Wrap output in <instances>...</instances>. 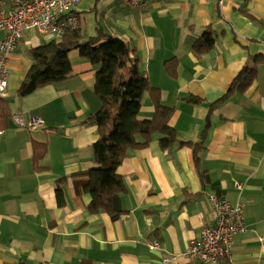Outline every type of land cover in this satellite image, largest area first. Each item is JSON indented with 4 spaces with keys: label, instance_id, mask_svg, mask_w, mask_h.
<instances>
[{
    "label": "crops",
    "instance_id": "crops-1",
    "mask_svg": "<svg viewBox=\"0 0 264 264\" xmlns=\"http://www.w3.org/2000/svg\"><path fill=\"white\" fill-rule=\"evenodd\" d=\"M143 1L135 9L121 0H77L71 10L84 38L115 35L134 49L129 57L159 87L161 101L174 107L170 124L178 138L203 142L198 165L191 147L162 150L155 136L119 165L125 188L113 197L114 211L88 212L90 197L73 191V176L91 165L97 137L87 119L100 106L96 66L73 50L76 74L20 96L27 49L47 40L27 32L9 58L0 95L11 112L0 126V264H208L185 251L214 221L209 194L243 203L247 224L216 264H264V0ZM207 28L214 44L197 53L192 40ZM167 59L175 62L173 73ZM247 66L257 68L251 84L210 107ZM145 93L141 118L153 112ZM13 115L38 117L43 125L21 127ZM36 142L46 143L40 169L33 166ZM152 241L158 249L148 247Z\"/></svg>",
    "mask_w": 264,
    "mask_h": 264
},
{
    "label": "trees",
    "instance_id": "trees-1",
    "mask_svg": "<svg viewBox=\"0 0 264 264\" xmlns=\"http://www.w3.org/2000/svg\"><path fill=\"white\" fill-rule=\"evenodd\" d=\"M5 1L0 0V9L4 7ZM101 37L105 40L95 44ZM214 40V32L207 28L200 38L192 40L191 48L197 53L203 52L213 46ZM86 41V44H81ZM73 50L96 66L93 90L100 101L98 110L87 117L97 132L91 146V165L73 176V191L77 195L86 193L90 197L88 212L95 214L114 211L113 197L125 188L118 171L119 165L129 150L147 147L155 136L162 150H169L175 144L191 147L195 165H198L197 152L203 142L178 138L176 129L170 124L174 107L161 101L159 87L147 80L138 67V59L129 57L134 49L118 36L102 33L84 38L76 30L66 32L58 39H47L29 47L27 55L30 64L17 94H29L39 87L62 82L76 74L69 60ZM174 63L167 59V69L171 73L174 72ZM256 71L255 66L243 68L227 92L209 106L223 101L234 90H245L254 80ZM145 92L150 97L153 112L150 117L141 118L139 112ZM10 115L8 100L0 96V123H3L0 126L5 127V121ZM34 146L33 166L36 169L46 167L40 164L46 153V143L36 142ZM63 180L61 178L58 181ZM55 191L58 204H64L60 186L57 185Z\"/></svg>",
    "mask_w": 264,
    "mask_h": 264
},
{
    "label": "built area",
    "instance_id": "built-area-1",
    "mask_svg": "<svg viewBox=\"0 0 264 264\" xmlns=\"http://www.w3.org/2000/svg\"><path fill=\"white\" fill-rule=\"evenodd\" d=\"M221 1V0H220ZM77 0H12L9 7L0 9V94H4L9 74L8 61L15 51L19 41L27 32H38L44 36L58 39L64 33L76 31L79 28V18L72 12ZM130 8L142 9L143 0H121ZM13 120L25 128H35L43 125V120L30 117L27 120L13 115ZM237 189L241 183H235ZM208 203L214 212L212 224H205L199 237L190 240L185 256L196 258L201 262L216 264L220 259L231 253L233 236L244 232L247 224L244 217V205L233 202L226 195L209 194ZM150 249H158V241L148 244ZM169 259L164 258L167 262Z\"/></svg>",
    "mask_w": 264,
    "mask_h": 264
},
{
    "label": "rangeland",
    "instance_id": "rangeland-1",
    "mask_svg": "<svg viewBox=\"0 0 264 264\" xmlns=\"http://www.w3.org/2000/svg\"><path fill=\"white\" fill-rule=\"evenodd\" d=\"M46 36H43V38H45ZM40 39V38H39ZM47 39H50L49 37H47ZM74 55H78V53L77 52H75L74 53ZM71 57V56H70ZM82 57V56H81ZM72 58V57H71ZM82 58H84V57H82ZM86 59V58H85ZM74 60V59H73ZM146 94V93H145Z\"/></svg>",
    "mask_w": 264,
    "mask_h": 264
},
{
    "label": "water",
    "instance_id": "water-1",
    "mask_svg": "<svg viewBox=\"0 0 264 264\" xmlns=\"http://www.w3.org/2000/svg\"><path fill=\"white\" fill-rule=\"evenodd\" d=\"M87 43V41L86 42H84V43H81V44H86Z\"/></svg>",
    "mask_w": 264,
    "mask_h": 264
}]
</instances>
